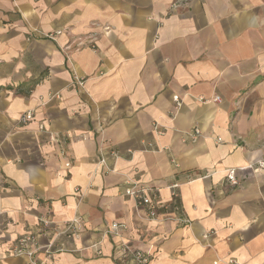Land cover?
<instances>
[{"label": "crops", "instance_id": "1", "mask_svg": "<svg viewBox=\"0 0 264 264\" xmlns=\"http://www.w3.org/2000/svg\"><path fill=\"white\" fill-rule=\"evenodd\" d=\"M257 95L264 0H0V264H28L11 252L23 235L42 259L75 215L56 264H120L119 239L152 246L148 264H264V173L225 177L262 154ZM133 178L164 201L178 181L190 223L148 220L123 194ZM113 220L128 230L105 234Z\"/></svg>", "mask_w": 264, "mask_h": 264}, {"label": "built area", "instance_id": "2", "mask_svg": "<svg viewBox=\"0 0 264 264\" xmlns=\"http://www.w3.org/2000/svg\"><path fill=\"white\" fill-rule=\"evenodd\" d=\"M77 83H81L82 80L75 77ZM173 99L177 104L178 96L174 95ZM201 100L205 101V98L200 97ZM218 99V96L214 98ZM33 118V112L27 110L22 113L19 117V121L22 123H27ZM39 129H45L44 125L40 123L38 125ZM199 133L198 129L194 130L193 139ZM50 138L53 140H58L56 134L51 135ZM118 151L114 148L109 150V155L112 159L118 157ZM97 163L104 166L106 170H113V166L107 164V156L102 150L99 151L97 157ZM250 169L253 174L264 173V142L262 145V154L259 158L248 162L244 166L239 167H229L226 169L225 177L228 185L234 187L239 185L243 176H241L239 171L244 169ZM4 184L3 176L0 171V187ZM168 187L170 188V199L164 201L159 196V190L157 187H152L146 184L140 183L137 179H127L125 180V185L123 188V194L132 198L136 206L140 207L148 220H171L179 225H188L190 223V218L186 215L183 208L177 201L178 197V187L179 182L173 180ZM51 221H44V224H50ZM83 221L79 215H75L70 219L63 220L61 227L55 228L52 236L49 237L47 243L42 246L44 251V257L42 259H36L34 253L41 249V246L36 243L35 236L23 235L20 236L15 245L13 246L11 252L15 256L25 255L28 258V264H56L53 261V256L59 251L67 250L64 240H60V237L66 240H73L75 236L79 234L82 230ZM128 230V225L125 222H120L117 220L111 221L104 233L107 235L119 236L123 232ZM210 232H208L209 234ZM207 236V233L204 234ZM100 242L96 241L90 245L95 253H101ZM111 254L112 258L118 261L120 264H148L153 255L152 246L147 248H142L138 246H133L132 243L127 239H119L111 243ZM232 261V260H231Z\"/></svg>", "mask_w": 264, "mask_h": 264}, {"label": "rangeland", "instance_id": "3", "mask_svg": "<svg viewBox=\"0 0 264 264\" xmlns=\"http://www.w3.org/2000/svg\"><path fill=\"white\" fill-rule=\"evenodd\" d=\"M258 98V95L256 96V100L253 101L250 106H251V109H254V110H261L264 112V104H261L262 101H264V98L263 99H257ZM258 129L264 131V119L262 121V124L258 127Z\"/></svg>", "mask_w": 264, "mask_h": 264}]
</instances>
